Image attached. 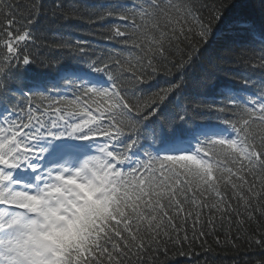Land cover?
Here are the masks:
<instances>
[{"label": "snow or ice", "instance_id": "6c2138e0", "mask_svg": "<svg viewBox=\"0 0 264 264\" xmlns=\"http://www.w3.org/2000/svg\"><path fill=\"white\" fill-rule=\"evenodd\" d=\"M264 264V0H0V264Z\"/></svg>", "mask_w": 264, "mask_h": 264}, {"label": "trees", "instance_id": "16d2710c", "mask_svg": "<svg viewBox=\"0 0 264 264\" xmlns=\"http://www.w3.org/2000/svg\"><path fill=\"white\" fill-rule=\"evenodd\" d=\"M215 257L214 264H246L249 253L244 248H241L238 251L216 249Z\"/></svg>", "mask_w": 264, "mask_h": 264}]
</instances>
